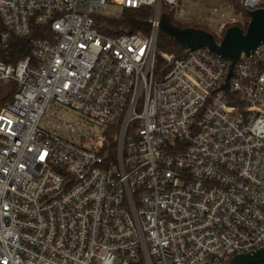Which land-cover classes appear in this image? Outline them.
<instances>
[{
	"label": "built area",
	"instance_id": "obj_1",
	"mask_svg": "<svg viewBox=\"0 0 264 264\" xmlns=\"http://www.w3.org/2000/svg\"><path fill=\"white\" fill-rule=\"evenodd\" d=\"M178 5L0 0V264H228L264 245V44L228 80L207 49L158 52ZM138 10L147 32L106 24ZM32 26L47 35L4 62Z\"/></svg>",
	"mask_w": 264,
	"mask_h": 264
},
{
	"label": "water",
	"instance_id": "obj_2",
	"mask_svg": "<svg viewBox=\"0 0 264 264\" xmlns=\"http://www.w3.org/2000/svg\"><path fill=\"white\" fill-rule=\"evenodd\" d=\"M248 22L243 32L238 26H229L223 33L220 41H216L212 33L192 27L181 28L170 22L167 14H162L159 30L178 46V57L185 56L196 49H207L211 54L228 61L231 76L234 64L241 54L249 55L256 47L264 44V8L247 10ZM106 24L113 28L112 33L132 34L136 31L147 32L150 28L149 21H140L130 17L121 19L107 18ZM227 87V83L224 86ZM228 264H264V245L248 254L236 255Z\"/></svg>",
	"mask_w": 264,
	"mask_h": 264
},
{
	"label": "rangeland",
	"instance_id": "obj_3",
	"mask_svg": "<svg viewBox=\"0 0 264 264\" xmlns=\"http://www.w3.org/2000/svg\"><path fill=\"white\" fill-rule=\"evenodd\" d=\"M261 5L264 6V0H261ZM245 19L241 12L231 7L228 0H179V5L176 7V20L179 23H196L205 26L211 33L217 36L221 33L223 27L232 26L233 23H243ZM139 34L144 35L141 32ZM56 107L54 108L50 104L46 112H49L52 117L57 119H61V115H63V120L67 122L75 121V115L69 109L62 106ZM40 124L47 131L54 129L56 126V123L51 119L45 124L41 120ZM79 126L83 130H88L82 123H79Z\"/></svg>",
	"mask_w": 264,
	"mask_h": 264
},
{
	"label": "trees",
	"instance_id": "obj_4",
	"mask_svg": "<svg viewBox=\"0 0 264 264\" xmlns=\"http://www.w3.org/2000/svg\"><path fill=\"white\" fill-rule=\"evenodd\" d=\"M228 1L234 10L241 12L244 15V18H246L243 23H233L234 26H238L244 32L246 25H247V20H248V16L246 15L245 10L239 4V0H228ZM260 7L264 8L263 5H261ZM166 12L169 16L170 22L173 25H176L181 28L192 27L195 29H203V30L210 32L205 26H202L196 23L181 24L175 19L174 11H170V12L166 11ZM123 16L134 18L140 21H144L148 19L149 17L147 15H144L142 13V10L127 12L123 14ZM228 27L229 25L226 27H223L221 33L218 36L212 33L216 41H220L221 37L223 36L224 31ZM3 31H4V27L0 21V33ZM47 32H48L47 28L32 26L31 33L29 34L28 37H25V38L12 37L8 43V47L6 51L2 55L4 57H2L1 59L6 63L16 64L18 61L25 58L29 54L30 41L33 39L45 37L47 35ZM157 51L177 54L178 46L174 43L172 39L168 38L165 34L159 33L158 41H157ZM11 92H12V87L10 84H5V85L0 86V106L5 103H9L11 101L12 99Z\"/></svg>",
	"mask_w": 264,
	"mask_h": 264
}]
</instances>
